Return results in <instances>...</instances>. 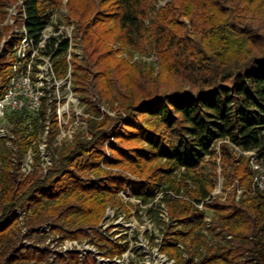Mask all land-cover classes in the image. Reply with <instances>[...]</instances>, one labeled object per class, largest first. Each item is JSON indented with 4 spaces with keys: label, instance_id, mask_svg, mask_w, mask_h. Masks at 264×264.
<instances>
[{
    "label": "trees",
    "instance_id": "trees-1",
    "mask_svg": "<svg viewBox=\"0 0 264 264\" xmlns=\"http://www.w3.org/2000/svg\"><path fill=\"white\" fill-rule=\"evenodd\" d=\"M112 1L94 16L96 29L111 27L96 35L88 9L78 24L84 59L74 66L75 89L90 108L88 131L74 133L44 167L39 123H49L51 141L59 125L57 116L48 120L49 97L36 114L7 116L13 147L1 139L0 264H95L75 253L51 261L48 250L25 241L45 242L38 232L44 225L62 241L89 238L108 208L126 210L119 197L123 190L159 219L160 250L177 264H264V192L237 200L234 187L236 182L248 187L254 173L245 153L255 152L264 162V0H172L150 27L146 21L158 0ZM62 2L24 0V26L36 43ZM178 17L192 21V33L183 36L173 27ZM117 32L126 48L155 49L158 69L117 58L108 48ZM20 39L13 37L0 55V97L13 77ZM70 48L71 40L61 36L46 45L58 79L68 72ZM96 98L108 99L128 123L120 127L118 115L94 108ZM30 151L38 160L25 173L21 161ZM218 165L229 192L224 201L206 202ZM159 196L168 221L155 209ZM202 203L203 211L197 207ZM18 210L26 212L22 220ZM114 248L107 255L123 252Z\"/></svg>",
    "mask_w": 264,
    "mask_h": 264
},
{
    "label": "rangeland",
    "instance_id": "rangeland-1",
    "mask_svg": "<svg viewBox=\"0 0 264 264\" xmlns=\"http://www.w3.org/2000/svg\"><path fill=\"white\" fill-rule=\"evenodd\" d=\"M24 0H0V55H3L5 44L10 41L13 37L21 36L24 28ZM112 0H63V2L56 8L52 9V17L49 25L46 28V35L48 36H61L63 39L69 38L71 40V48L66 58L69 61L68 72L63 77L62 81L58 79H50L49 88L55 90L52 96L51 104H49L51 110L49 112V122L53 120L54 116H57L58 128L53 129L52 141L48 137V122H40L39 138L37 140L40 146L41 157L39 163L44 166L46 158L51 160L50 155L55 154L57 148H59L64 142L71 141L74 133L86 130L88 131L87 118L90 116L87 110L90 108L82 101V95L79 94L75 89V76L74 66L76 62H82L84 59L83 45L80 40V34H78V24L83 20H80V15L84 13L86 9L90 15L87 16V21L91 22L92 30L96 35L100 34L104 28L111 27L110 24L101 25L94 27L96 19L94 16L100 11L104 10L107 6L112 4ZM172 0H158L154 5L146 24L148 27L152 25V22L156 19L159 12L165 8ZM173 27L181 31V34L185 36L187 33H192V21L189 18L178 17L176 25ZM99 28V29H98ZM119 32L116 33L114 39L108 42V48L112 49L119 59H125L130 65H150L153 68L159 67L160 59L159 53L150 47L149 44L144 45L142 48L127 47L125 41L119 38ZM42 55V54H41ZM48 57L47 55H45ZM65 78V79H64ZM174 86V84H172ZM152 87V85H151ZM174 88V87H170ZM97 99V98H96ZM92 100L94 103L93 107L98 108L101 113L108 114L112 117H116L119 112L112 108L109 104L108 99L100 101ZM119 126L127 124L129 119L126 114H120ZM46 126V127H45ZM1 137L6 140L9 148L13 147L12 144V133L11 124L7 117L0 118V144ZM55 138V139H54ZM115 139L112 138L107 144V158L111 156V150L108 148L109 145L113 146ZM239 153V151L237 150ZM38 155L35 151H30L22 159V171L29 173L36 166ZM220 161L218 160V163ZM1 170V162H0ZM113 171H119L113 169ZM218 179L216 187H219L221 180L223 186V177L221 175L222 169L218 165L217 168ZM134 180V176H131ZM214 190V192H215ZM119 193V197L122 203L126 206V210L120 209H107L106 219L96 229L95 232H91L89 238H83L79 240H66L62 241L59 235L51 232L50 225H44L38 228L41 238L47 237L45 242L35 243L34 240L25 241L26 246H35L39 249L48 250L51 253V261L56 260L59 256H66V248L72 249L71 253H75L79 256L82 262H86L91 259L95 264H114L110 263L106 258L109 252H112L118 246L129 244L128 251L124 254V257L117 260V264H163L161 261H156L153 257L149 259L142 258L143 251L139 252L138 248H144L143 245L147 242L145 232H152L155 236H160L161 224L159 219L153 217L150 218L146 213L145 209H139L137 206L138 201L127 196V193ZM228 194V190L225 191ZM161 196L157 197L154 201L156 211L160 213V217L164 218L166 207L161 202ZM17 215L22 220L23 215L26 214L23 210L16 211ZM209 212H207L208 215ZM131 214V215H129ZM210 218V217H209ZM23 223H21V226ZM25 231V230H24ZM99 237H95L96 234ZM119 244V245H117ZM120 249V248H119ZM126 249V248H125ZM101 252L102 254H99ZM107 256V257H106ZM114 256V255H113ZM153 256V255H152ZM141 262V263H140Z\"/></svg>",
    "mask_w": 264,
    "mask_h": 264
},
{
    "label": "built area",
    "instance_id": "built-area-1",
    "mask_svg": "<svg viewBox=\"0 0 264 264\" xmlns=\"http://www.w3.org/2000/svg\"><path fill=\"white\" fill-rule=\"evenodd\" d=\"M23 15L25 19V13ZM45 31L42 34L40 42L36 43L34 38L28 35L26 27L24 26L20 42L15 48V56L17 60L12 68L13 77L10 80L7 91L0 97V118H6L13 112L23 110H27L30 113L36 114L41 110L44 103V98L46 96L49 97L47 105L50 112L51 108L49 104H51V99L56 91V88L55 90H51V88H49V82L50 79L58 81V78L54 69V62L51 59V56L46 53V45L53 36L46 35ZM23 65L26 67V69L24 71H20V67ZM62 79H60V81H62ZM237 150L239 151V149ZM245 154L251 156V166L254 173L250 178L248 187L243 186L239 182L234 184L237 200H240L246 194H254L257 191L264 192V162L258 158V154L255 152ZM51 164V160L46 158L44 167ZM122 193H127V196L130 197V190L127 192L124 191ZM216 198H220L223 201L227 198V193L222 186V180L219 187L216 188L215 192L212 193L206 202H212ZM197 207L202 211L206 209L204 203L197 205ZM163 217L165 221H168L166 211ZM206 222L210 224L211 219L206 217ZM145 234L147 237V242L143 245L144 248H138L139 252L143 251L142 258L149 259L150 257H153L156 261H161L163 264H177L175 259L169 257L160 250L162 243L161 234L158 236V238L156 235L154 236L151 231H146ZM118 247L120 249H117L122 250L123 252L111 257L106 256V260H108L110 263L117 264V260L123 258L124 254L128 251L127 249L129 244ZM70 251L73 250L66 248L65 254L71 253ZM99 254L102 253L99 252Z\"/></svg>",
    "mask_w": 264,
    "mask_h": 264
}]
</instances>
